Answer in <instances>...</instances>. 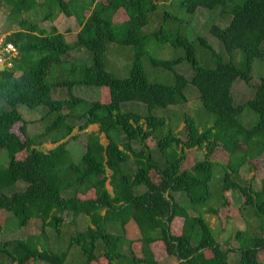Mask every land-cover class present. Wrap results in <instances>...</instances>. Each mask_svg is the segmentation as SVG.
Instances as JSON below:
<instances>
[{
	"label": "trees",
	"instance_id": "trees-1",
	"mask_svg": "<svg viewBox=\"0 0 264 264\" xmlns=\"http://www.w3.org/2000/svg\"><path fill=\"white\" fill-rule=\"evenodd\" d=\"M103 1L105 4L99 6L97 0H18V5H9L8 17L16 18L18 30L7 41L17 48L19 58L13 68L0 70V150H6L9 157L8 164L0 167V212L10 214L3 224L15 218L21 228L37 219L42 233L48 226H56L59 232L64 212L71 214L73 221L85 217L87 227L70 239L71 246L81 247L85 264H118L122 256L128 255L137 264H161L152 251L158 243L167 258H175L177 264H230L232 250L239 253V264H264L259 259L264 251V177L257 188L253 178L241 175L246 165L251 166L264 154V77L259 78L253 96L246 101L237 102L233 94L238 81L250 84L254 63L264 60V0H182L181 6L189 14L200 8H220L231 14L226 27L214 24L210 28L226 55L217 52L203 37L191 41L164 28L151 37L143 35L159 0ZM38 7L49 11L44 20L52 21L61 15L74 18L80 26L76 41L68 43L57 28L46 31L31 21L28 16ZM120 11L126 13V19L116 21ZM152 39L158 45L170 43L185 52L181 59L149 58L152 67L173 74L172 84L147 79L143 57ZM197 42L210 52L215 67L200 65ZM109 43L134 48L129 77L117 78L106 70ZM80 48L92 53V64L73 65L69 73L78 75L73 82H47L53 66L61 65L67 55ZM237 51L244 55L240 67L233 62ZM184 61L192 71L190 78L177 71ZM189 84L197 88L204 109L214 115L213 125L204 128L194 117L185 116L182 131L163 134L167 121L152 112L186 105ZM75 86L108 90L104 102L95 101L85 114L76 116L84 121L81 132L92 125L99 127L97 132L87 134L86 150L79 161L68 150L74 127L69 123L73 114L66 111L81 99L72 93L70 99L53 96L57 88L67 87L72 92ZM125 103L142 105L145 112L122 111ZM19 105L43 107L47 110L45 117L58 114L44 133L47 137L54 134L50 138L53 149H40L42 144L30 137L18 112ZM245 111L257 115L252 127L241 121ZM245 120L251 122L249 114ZM20 123L23 137L13 130ZM101 134L107 145L101 143ZM150 140L155 143L154 149ZM198 148H205L204 159L185 168V150ZM213 160L228 163L215 190ZM19 183L24 188L15 190ZM141 187L143 192H139ZM229 192H238L244 198L239 214L248 227L236 233V248L226 244L223 247L205 219L206 215L218 216L220 209L230 204L226 197ZM178 218L182 227L174 233L171 224ZM132 222L139 235L125 242ZM37 238L29 235L0 243V264H6L5 258L11 264L65 263L66 253L39 248ZM123 244L128 246L125 251ZM137 245L140 257L136 255Z\"/></svg>",
	"mask_w": 264,
	"mask_h": 264
},
{
	"label": "rangeland",
	"instance_id": "rangeland-1",
	"mask_svg": "<svg viewBox=\"0 0 264 264\" xmlns=\"http://www.w3.org/2000/svg\"><path fill=\"white\" fill-rule=\"evenodd\" d=\"M39 2L43 0H38ZM96 6L103 5L105 2L103 0H97ZM182 0H159L158 9L151 13L148 17V25L143 29V35L151 37L152 33L157 32L161 28H164L168 33L179 32L186 36L191 41H197L199 37L205 38L214 49L226 55L223 45L210 34V28L214 24H218L222 27H226L231 14L221 12L218 8L213 11H208L205 9H198L195 14L187 13L186 9L181 6ZM18 0H0V36L8 37L11 33L18 30V23L16 18L13 19L8 17L10 14L9 5H18ZM108 5V3H106ZM106 5V6H107ZM49 11L46 8L38 7L33 11L28 18L37 23L41 29L50 31L53 27L63 34L68 43H73L76 41L77 34L80 30V26L76 23L74 18H66L61 15L58 18H54L52 21L44 20L46 14ZM175 18L176 20L172 19ZM126 19V13L120 11L116 16V21H123ZM197 59L200 65L205 67H215V61L213 60L210 52H207L203 44L196 43ZM147 54L143 57V68L147 79L151 83H163L172 84L173 74L163 70L154 68L149 63V58H160V59H181L185 57V52L182 49L174 48L170 43L164 45H158L156 39H152L147 46ZM134 48L131 46H123L116 43H109L106 52V70L111 72L117 78H127L130 75L133 63H134ZM66 61L59 66H53L50 70L51 73L47 76V82H66L75 81L78 75H71L69 71L73 65H80V63L91 65L93 62V55L90 51L85 48H80L64 58ZM233 62L239 67L242 66L244 61V55L240 51L235 52L233 57ZM177 71L184 75L186 78L192 76V71L187 62H182L177 66ZM264 77V60L256 61L254 63V70L252 73V79L250 84L247 85L244 82L238 81L233 87V94L237 102H243L251 98L254 93V88L259 83V78ZM105 88L98 87H86V86H75L72 92L69 91L67 87L57 88L53 91V96L55 99H70L71 94L74 97L80 98L81 102L77 103L74 107H71L68 112H71L73 116L69 118V123L73 125L74 132L71 136V142L68 145L69 152L73 155L76 161L81 160L85 153V142L87 140V134L95 133L98 130V126L89 127L87 132H81L79 129L83 124V120L76 118L77 115L85 114L90 106L95 101H102L107 98ZM186 96L189 101L186 105L182 107H171L168 110L157 109L152 113L155 116L164 117L167 121L166 129L163 134H166L169 130L178 133L184 129V117L191 116L194 117L202 127L206 128L214 123V115L208 113L199 99V92L196 87L189 84L185 91ZM134 109L140 113H144V106H133L131 103H125L121 106L122 111H130ZM47 110L43 107L37 109H30L27 106L19 105L18 112L20 113L23 121L26 123L27 133L36 140V143L42 144L40 149L45 151L53 149L55 146L50 143V138H54V134L47 137L44 135L45 128L51 125L58 117L57 113L50 114V116L45 117V112ZM147 112V111H146ZM251 117V122L247 123L245 116ZM258 118L253 112L245 111L244 115L241 117L242 123L246 127H252L256 124ZM23 123L17 124L14 127V132L20 133V126ZM162 136L161 134L158 135ZM105 141V136L102 137ZM69 139V140H70ZM183 139V137H182ZM107 143V142H106ZM150 146L154 149V141H149ZM136 150L140 147L138 144L133 145ZM179 152L181 150L179 149ZM205 148H198L194 150H185V160L183 162L185 168H190L197 161H201L205 156ZM215 163L214 177L212 179V190H215L217 182L220 178L225 175L227 167V162H221L213 160ZM9 162L8 153L6 150H0V167L6 166ZM241 175L244 179H254L255 186L260 187V181L264 177V154L260 156L257 160L253 161L251 166L246 165L241 171ZM24 188L23 184H19L15 187V190H22ZM108 190L111 192V187L107 186ZM141 187L139 192H143ZM226 197L230 199V204L220 209V214L218 216L214 215H204L205 219L210 224L213 230V234L216 240L223 244V247L232 245L233 248L238 247V242L235 241V235L239 230H246L248 227L247 221L240 214V206L244 198H240L239 193L229 192ZM221 198V197H220ZM219 204V202H218ZM220 208V207H219ZM253 212V210H252ZM64 223L62 224L60 231H57L56 226H48L46 230L42 233L41 221L37 219L31 220L27 225L21 226L19 228L18 221L15 218L10 219V221L4 225L3 221L10 217L9 213L0 212V243L6 242L14 239H26L29 235L38 237L36 243L39 248L48 250L54 253H66L67 258L64 264H85L86 256L79 246H71L70 239L73 235L80 232L83 228L87 227L88 220L85 217H79L77 221H73L71 214L64 212ZM247 218V216L245 215ZM180 218L175 220L171 224V229L174 233L180 232L182 227V221ZM227 220V223L225 222ZM252 221V218H249ZM77 223L79 226H77ZM2 225V226H1ZM130 228L127 232V237L125 242H129L138 237V229L136 225L132 222L129 224ZM249 236H252L249 234ZM226 244V246H225ZM128 246L123 244V250H127ZM136 255L141 256L138 245L136 246ZM153 252L156 258L161 262V264H175L177 260L175 258H167L165 251L163 250L162 244H156L153 247ZM4 259V258H3ZM259 259L261 262L264 261V251L259 254ZM6 264H11L7 258H5ZM228 261L230 264H239L240 255L237 251L232 250L229 253ZM31 263V261H28ZM34 264H44L42 262H35ZM105 264V263H97ZM118 264H137L134 263L133 259L128 255L126 257H121Z\"/></svg>",
	"mask_w": 264,
	"mask_h": 264
},
{
	"label": "built area",
	"instance_id": "built-area-1",
	"mask_svg": "<svg viewBox=\"0 0 264 264\" xmlns=\"http://www.w3.org/2000/svg\"><path fill=\"white\" fill-rule=\"evenodd\" d=\"M18 58L17 48L5 36H0V70L13 68L14 61Z\"/></svg>",
	"mask_w": 264,
	"mask_h": 264
},
{
	"label": "crops",
	"instance_id": "crops-1",
	"mask_svg": "<svg viewBox=\"0 0 264 264\" xmlns=\"http://www.w3.org/2000/svg\"><path fill=\"white\" fill-rule=\"evenodd\" d=\"M93 126H96V125H92V126H90V127H93ZM89 129V128H88ZM88 129L87 130H85L84 132H87L88 131ZM98 129H99V127H98ZM98 131V130H97ZM96 131V132H97ZM103 136H105L104 134H101L100 135V138H101V143L103 144V145H107L108 144V141H107V139H105V141H104V139L102 138ZM106 138V137H105ZM107 142V143H106ZM20 184V183H19ZM18 184V185H19ZM225 222L227 223V220L225 219ZM153 249V248H152ZM153 251V250H152ZM175 264H177V262H175Z\"/></svg>",
	"mask_w": 264,
	"mask_h": 264
},
{
	"label": "clouds",
	"instance_id": "clouds-1",
	"mask_svg": "<svg viewBox=\"0 0 264 264\" xmlns=\"http://www.w3.org/2000/svg\"><path fill=\"white\" fill-rule=\"evenodd\" d=\"M6 37V36H5ZM6 38H8V37H6ZM6 70V69H5ZM2 71V70H1Z\"/></svg>",
	"mask_w": 264,
	"mask_h": 264
}]
</instances>
